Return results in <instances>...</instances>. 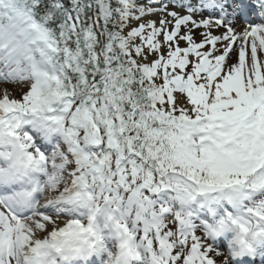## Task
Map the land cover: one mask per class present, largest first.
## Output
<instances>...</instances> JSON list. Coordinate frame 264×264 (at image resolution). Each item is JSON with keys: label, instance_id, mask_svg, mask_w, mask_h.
Instances as JSON below:
<instances>
[{"label": "snow or ice", "instance_id": "snow-or-ice-1", "mask_svg": "<svg viewBox=\"0 0 264 264\" xmlns=\"http://www.w3.org/2000/svg\"><path fill=\"white\" fill-rule=\"evenodd\" d=\"M0 264H264V0H0Z\"/></svg>", "mask_w": 264, "mask_h": 264}, {"label": "rangeland", "instance_id": "rangeland-1", "mask_svg": "<svg viewBox=\"0 0 264 264\" xmlns=\"http://www.w3.org/2000/svg\"><path fill=\"white\" fill-rule=\"evenodd\" d=\"M5 87L4 85H1L0 88Z\"/></svg>", "mask_w": 264, "mask_h": 264}]
</instances>
